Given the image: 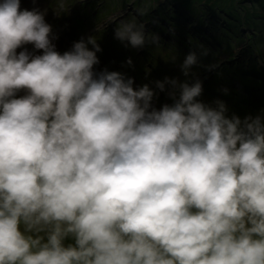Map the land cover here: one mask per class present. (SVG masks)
Masks as SVG:
<instances>
[{"label":"clouds","instance_id":"9594fccd","mask_svg":"<svg viewBox=\"0 0 264 264\" xmlns=\"http://www.w3.org/2000/svg\"><path fill=\"white\" fill-rule=\"evenodd\" d=\"M46 15L0 0V264H264V109L228 115L199 79L97 71L96 37L60 53Z\"/></svg>","mask_w":264,"mask_h":264},{"label":"trees","instance_id":"16d2710c","mask_svg":"<svg viewBox=\"0 0 264 264\" xmlns=\"http://www.w3.org/2000/svg\"><path fill=\"white\" fill-rule=\"evenodd\" d=\"M175 1L180 2L178 4L181 8L175 10L171 6L164 5V3H169L168 0L164 3L162 0L157 1L158 4H155L154 9L152 0H144L143 3L139 0L136 3L143 4L142 15L147 16L145 21L150 24L146 28V32L157 34L160 37V42L159 46L146 45L142 49V53L139 51L132 53L138 54L134 59L131 58L132 65H128V60L122 57L123 65L137 69V74L144 85L148 84L150 80L155 82L165 79L168 65L166 68H161L166 59L162 56L164 52H167L165 50H169L175 58L181 57L179 58L181 60H184L189 53L196 52L199 62L191 69L192 75L186 78L190 82H194L197 75L215 68L221 62L224 54L227 56V60H231L232 63L231 61L230 63L229 61L223 62L219 69L212 72L213 75L202 78L203 92L198 99L207 104H211L216 99L223 100L229 108L244 115L247 113L245 110L247 107L249 109L253 107L252 104L249 103L247 106L246 102L240 100L241 90H246L244 95L248 96L249 92L250 100H253L251 99L253 97L258 98L253 100L258 104L257 106L264 105L262 95V92L264 93V66H262L264 47L262 48L263 44L260 43L264 42V0ZM99 2L103 7L102 10L107 11L112 9L117 0H99L96 5H99ZM84 3L80 7L83 11L86 8ZM184 9H189L190 13H185ZM130 16L126 15L118 19L116 23L125 22L130 19ZM111 28V30L101 31L100 34L105 37H113L116 24L114 23ZM122 46L125 48L124 43ZM125 49L129 52L131 46ZM204 52L207 54H203ZM238 53L248 55V57L235 59ZM222 70H224L223 74ZM150 73L153 78L149 76ZM195 74L197 75L193 77ZM257 89L262 95L261 98L257 94ZM165 94L167 93L165 92ZM206 100H210V102Z\"/></svg>","mask_w":264,"mask_h":264},{"label":"rangeland","instance_id":"374dc122","mask_svg":"<svg viewBox=\"0 0 264 264\" xmlns=\"http://www.w3.org/2000/svg\"><path fill=\"white\" fill-rule=\"evenodd\" d=\"M98 1L99 0H84L85 2L84 6H86V8L83 11L80 8L83 2H80V0H62L63 8L60 10L59 15L56 14L55 9H60L61 0H37L35 4L32 2V0H21V7L28 8L29 10H31L34 7L40 9L41 11L47 10V15L45 19H46V22L52 26L53 33L58 36V39L54 40L53 43H55L56 49L60 53L70 50L74 42H77L81 39L86 40L89 36L96 37L98 43L101 46L102 51L97 53L100 63L95 66V70L101 71L107 68L109 71H119V72L125 73L128 77L134 78L135 87L142 86L143 85L142 79L138 76L137 69L131 66L130 68H128L127 67L128 65L124 66L123 59L121 61V58L125 57L127 60L131 58L134 59L136 55H138L136 54L137 51H139V53H142L143 48L136 49V48L131 47V50H129V52L125 51V49L121 50L117 47L118 45H115L114 40L116 38L114 36L105 37V35L100 34L101 32L97 31L96 25L97 23H103L105 24V30H108V29L111 30L112 29L111 27L114 25V23L110 24L108 23L109 21L114 20L117 22L118 19L123 18L126 15H131L130 19L126 20L125 22L134 21L138 25L144 24L147 28L150 25L148 21H145L147 16L142 15L144 11L142 3L144 0H141L142 3L139 2L140 4L139 3L136 4L139 0H117V3L113 4L112 9L107 10V11L102 10L103 7L100 6L101 2H99V5H96L98 4ZM152 1H153L152 8L154 9L155 4H158L156 2L159 0H155V3H154V0ZM162 1L164 3V1L166 0H162ZM168 1L169 3H164V5L166 4L168 6H171V8H175V10H177L176 8L178 9L181 8V6H179L178 4L180 2L175 1V0H168ZM183 11L187 14L190 13L189 9H184ZM138 20L140 21L138 22ZM263 43L264 42H262L261 44ZM26 47H28L30 51L32 50L31 45H27ZM127 47L125 46V48ZM263 47H264V44L262 45V48ZM20 50L22 49H18V51ZM165 51L167 52L166 53L164 52L162 56L166 59L164 60L163 65L161 66V68H166V65H168V68H167L168 71L165 74V76L168 78H178L181 82H183L186 79V77L183 75L180 65L183 63L184 60L179 59L181 57L177 58L178 56L175 58L169 50H165ZM134 52L136 53L132 54ZM238 54L235 56V59H238V58L243 59L244 57L245 58L248 57V55H244L242 53H238ZM125 55H129V56L126 57ZM133 55L134 57H132ZM226 61H229L230 63L231 60H227V56L223 54V58L221 62L215 68L211 70H206L204 73H201L199 75L195 74L193 77L197 75V79L201 81L204 76L213 75L212 72L216 69H219L220 65ZM262 66H264V60L262 61ZM221 69H224V68H221ZM223 73H224V70H222V74ZM149 76L153 78L152 73H150ZM153 82L154 81L150 80L148 84H153V85H150V87L155 89V83ZM221 86L222 87L224 86L223 83L221 84ZM244 91L246 90H241L240 92V97H241L240 100L243 101L244 99L242 98H247L248 100H246V105L248 106V104L250 103L253 105V107L256 106L257 109L253 107L249 109L247 107L245 109L247 110V113L244 115H240L239 113L235 111V109L232 110L231 108L227 106L229 110L228 115H232L233 113H235L236 115L243 118L244 116L248 114H252V115L257 114L258 112H260L261 107L262 109H264L263 104L260 106H257L258 104L254 102L255 99H258V98L253 97L251 99H253L254 101L250 100V93L248 92L249 95L247 94L248 96H246L244 95ZM23 94L24 93L21 92L18 95H23ZM257 94L259 95V98H261L262 95L264 97V93L262 92V95H261L259 89H257ZM206 101L210 102V100H206ZM164 103H172V101L167 96V94H165V92H160L158 93V98L154 101V104L157 108H159ZM233 103H235V101H233Z\"/></svg>","mask_w":264,"mask_h":264},{"label":"bare ground","instance_id":"6f19581e","mask_svg":"<svg viewBox=\"0 0 264 264\" xmlns=\"http://www.w3.org/2000/svg\"><path fill=\"white\" fill-rule=\"evenodd\" d=\"M22 3H23V2H22ZM114 42L117 43V45H118L117 47H118L119 49H121V50H122V49H125L124 47H121V46L123 45V43H122L121 41H119V40L117 41V40L115 39ZM261 43H262V42H261ZM113 44H114V43H113ZM263 44H264V43H263ZM119 46H120V47H119ZM125 50L128 51L127 49H125ZM242 99H244L243 102H246V100H248L247 98H242ZM257 102H259V101H257ZM259 103H260V102H259ZM245 104H246V103H245ZM253 108L257 109L256 106H254ZM261 109H262V107H261Z\"/></svg>","mask_w":264,"mask_h":264}]
</instances>
